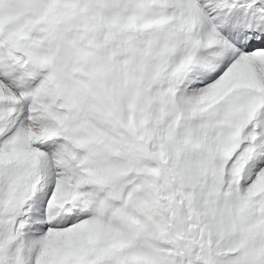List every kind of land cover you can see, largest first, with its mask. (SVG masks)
<instances>
[{
    "label": "snow or ice",
    "instance_id": "6c2138e0",
    "mask_svg": "<svg viewBox=\"0 0 264 264\" xmlns=\"http://www.w3.org/2000/svg\"><path fill=\"white\" fill-rule=\"evenodd\" d=\"M0 264H264V0H0Z\"/></svg>",
    "mask_w": 264,
    "mask_h": 264
}]
</instances>
